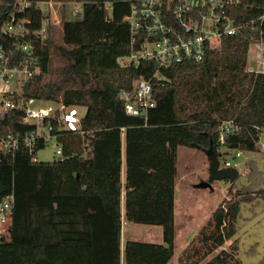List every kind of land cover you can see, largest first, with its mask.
<instances>
[{"label": "trees", "instance_id": "16d2710c", "mask_svg": "<svg viewBox=\"0 0 264 264\" xmlns=\"http://www.w3.org/2000/svg\"><path fill=\"white\" fill-rule=\"evenodd\" d=\"M74 1L80 12L67 19L62 6L60 25L49 27L37 49L40 72L24 85V93L83 106L85 113L77 130L60 131V158L33 161L26 149L0 156V198L14 193L10 238L0 243V264H169L174 255L176 147L211 148L218 160L260 151L264 73L245 67L250 41L264 40V19L223 36L201 62L184 60L160 71L163 79L153 85L155 105L144 117L126 113L117 97L135 79L156 72L153 61L125 67L116 61L129 53V29L122 19L128 5ZM243 1L249 7L236 8L238 20L260 15L264 0ZM226 121L232 129L220 141L218 127ZM248 158L247 183L221 201L201 228L199 235L210 227L201 238L207 244L203 256L229 239L237 248L243 207L250 206L257 222L264 215V169L256 157ZM122 219L160 225L162 243L122 244ZM251 254L258 256L255 248ZM202 264L241 262L220 249ZM247 264H264V250Z\"/></svg>", "mask_w": 264, "mask_h": 264}, {"label": "built area", "instance_id": "2783aa9c", "mask_svg": "<svg viewBox=\"0 0 264 264\" xmlns=\"http://www.w3.org/2000/svg\"><path fill=\"white\" fill-rule=\"evenodd\" d=\"M128 5L123 21L129 29V53L119 56V66H138L153 61L156 71L151 78H139L130 88L117 94L124 110L130 115L146 117L155 105L154 81L163 79L160 71L184 60L201 62L206 53L217 48L223 36L234 35L241 29L252 28L264 19V6L256 18L238 20L236 8L249 7L243 0H120ZM68 3L59 0L0 1V156H13L26 149L36 160L38 145L56 142L55 154L62 156L58 143L60 131L79 128L81 115L77 105L62 100H42L28 97L24 85L40 72L37 49L42 48L50 26H59L61 8L68 18ZM104 8L109 9L110 3ZM80 9L69 13L76 18ZM256 67L246 71L264 73V40L250 41ZM12 122L16 125H12ZM219 140L231 131V121L219 125ZM259 150L264 153V141ZM240 152H236L238 156ZM237 167L236 161L226 160L222 167ZM220 167V166H219ZM13 190L0 198V243L10 238Z\"/></svg>", "mask_w": 264, "mask_h": 264}, {"label": "rangeland", "instance_id": "374dc122", "mask_svg": "<svg viewBox=\"0 0 264 264\" xmlns=\"http://www.w3.org/2000/svg\"><path fill=\"white\" fill-rule=\"evenodd\" d=\"M67 13L69 19H74L69 13V9L75 7L81 8L80 3H68ZM246 67H256L253 50L250 47L247 53ZM81 116L85 113V107H78ZM264 141V131L259 136V142ZM259 147V144H258ZM56 142L45 144L37 150V161H52L54 158H60L55 154ZM260 149V148H259ZM176 153V175L174 185V255L172 264H191L196 262L202 264L209 260L215 253L223 249L232 252L238 258L241 264H247L254 258L260 256L264 250V215L257 222V219L251 217L250 206L242 208L241 217L238 218L237 224L240 229L237 232V248L232 249L233 239L226 240L224 244L210 253L203 256L207 244L201 241L202 235L207 233L210 227L205 228L199 235L201 228L207 226L213 210L221 201L229 199L235 195L236 189L247 183L246 173L248 171L247 160L249 156L256 157L261 168L264 169V154L260 151L257 153L241 152L237 158H232L230 154L227 157H219V166H223L224 159L233 160L238 163L236 167L239 171V178L234 182L227 180L215 179L209 187H196L200 181L208 178L209 159L205 152L195 147L178 145ZM123 178V164H122ZM124 191H122L123 196ZM149 227L158 229V237L161 235L160 225H150L128 222L122 220L121 224V243L124 240L154 241L155 234L148 235L145 233ZM235 243V242H234ZM253 244L258 252V256L253 257L249 246Z\"/></svg>", "mask_w": 264, "mask_h": 264}, {"label": "water", "instance_id": "95a60500", "mask_svg": "<svg viewBox=\"0 0 264 264\" xmlns=\"http://www.w3.org/2000/svg\"><path fill=\"white\" fill-rule=\"evenodd\" d=\"M208 156V178L205 181H200L196 184V187H209L211 188V182L215 179L227 180L229 182H234L239 177V171L237 168L228 166V167H219V160L216 153L211 149L207 148L203 150Z\"/></svg>", "mask_w": 264, "mask_h": 264}, {"label": "crops", "instance_id": "0c3cea01", "mask_svg": "<svg viewBox=\"0 0 264 264\" xmlns=\"http://www.w3.org/2000/svg\"><path fill=\"white\" fill-rule=\"evenodd\" d=\"M124 174V173H123ZM123 220V219H122ZM122 224V223H121ZM150 229H147L146 231H145V233H147L149 236L150 235H154L155 234V239L156 240H154V241H150V242H156V243H162V230H161V235L158 237V232H160V231H158V229H156V228H153V227H149ZM125 241V240H124ZM147 241H149V240H147ZM172 259H173V257L170 259V261H169V264H172Z\"/></svg>", "mask_w": 264, "mask_h": 264}, {"label": "flooded vegetation", "instance_id": "af4514ba", "mask_svg": "<svg viewBox=\"0 0 264 264\" xmlns=\"http://www.w3.org/2000/svg\"><path fill=\"white\" fill-rule=\"evenodd\" d=\"M253 247H254V245L251 244V245L249 246V250H251ZM257 253H258V252H257ZM261 254H262V253H261ZM261 254H260V255H261ZM254 259H255V258H254ZM254 259H253V260H254ZM248 263H249V262H248Z\"/></svg>", "mask_w": 264, "mask_h": 264}]
</instances>
